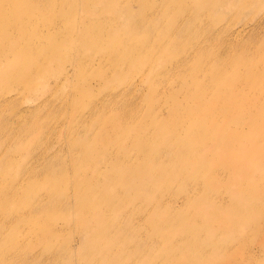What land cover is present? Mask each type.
Segmentation results:
<instances>
[{
    "label": "rangeland",
    "instance_id": "374dc122",
    "mask_svg": "<svg viewBox=\"0 0 264 264\" xmlns=\"http://www.w3.org/2000/svg\"><path fill=\"white\" fill-rule=\"evenodd\" d=\"M222 1L169 53L178 2L0 0V264H264V0Z\"/></svg>",
    "mask_w": 264,
    "mask_h": 264
},
{
    "label": "bare ground",
    "instance_id": "6f19581e",
    "mask_svg": "<svg viewBox=\"0 0 264 264\" xmlns=\"http://www.w3.org/2000/svg\"><path fill=\"white\" fill-rule=\"evenodd\" d=\"M169 1L172 2V4L174 5H176L177 2L178 4H183L179 2L178 0L177 1L169 0ZM206 1H209V0H193L192 2L188 1L186 4H183L185 6L183 9L174 12L172 15H168L164 11H159V12H155L152 14L150 18L151 21H153L154 17L156 16L158 17L159 20H165V21L167 20L168 16L172 17V30L171 32H169V35H165V38L168 39L169 42L173 44V46L162 45L164 49L168 48L169 53H176V50L181 48L178 44L177 36L181 35L185 30L191 29L192 27L203 25L202 31L198 35L199 37L203 39H209L211 41H224V42L230 41L231 43L228 44V47H232V42H236L242 33L247 32L249 30L247 25H243L242 27L236 28L237 21L235 22L229 21V22H226L225 24H221L217 18L216 20L219 22V25L212 23L210 27H205L204 24L207 22L208 17L211 14H213L215 10H217L215 8L217 4H219V2H220V5L223 4L222 0L220 1L211 0L208 3H206ZM263 8H264V5L261 6L256 12V14L259 15L260 17V20L264 19V9ZM188 9H193L197 13L195 17V21H193V23H190L191 19L189 18L190 17L189 14H192V13ZM205 47L206 46L204 45H200V41L199 39H197L191 47V54L196 51H202ZM188 48L189 46L186 47L185 49H182V52L185 51L186 54H189L187 51ZM16 49H17L16 47L12 48L13 51H15ZM157 49H158L157 56H155L154 58L150 60H141L144 62L141 64V61H140V63L137 64L138 66L142 68L143 72L150 69L151 67L158 66L166 62V59L164 57L165 54L161 52V49H159L158 47ZM18 51L19 50L17 49L15 52H18ZM190 57L192 56L190 55ZM179 61H181V63L184 65L188 60L186 59L185 55H182V58L175 57L173 60H170L169 65H172L178 68L180 66ZM31 80H35V79H32V75H29V78L26 77L23 83L26 82L27 84H29ZM12 83L14 84V86H16L19 82H12ZM12 83L6 82L7 85H11ZM12 88L13 87H7V88H4L2 91L9 92L13 90ZM19 117H21V114L19 115ZM13 120L14 118L10 116L5 121L10 122ZM259 129H262V127Z\"/></svg>",
    "mask_w": 264,
    "mask_h": 264
}]
</instances>
